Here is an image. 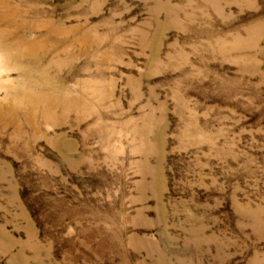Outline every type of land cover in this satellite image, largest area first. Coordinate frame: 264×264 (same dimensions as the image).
I'll list each match as a JSON object with an SVG mask.
<instances>
[{
  "label": "rangeland",
  "instance_id": "374dc122",
  "mask_svg": "<svg viewBox=\"0 0 264 264\" xmlns=\"http://www.w3.org/2000/svg\"><path fill=\"white\" fill-rule=\"evenodd\" d=\"M0 264H264V0H0Z\"/></svg>",
  "mask_w": 264,
  "mask_h": 264
}]
</instances>
